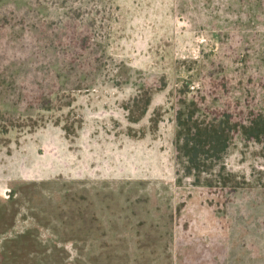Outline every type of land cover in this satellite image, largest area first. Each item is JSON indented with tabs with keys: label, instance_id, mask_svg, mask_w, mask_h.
I'll return each mask as SVG.
<instances>
[{
	"label": "rangeland",
	"instance_id": "1",
	"mask_svg": "<svg viewBox=\"0 0 264 264\" xmlns=\"http://www.w3.org/2000/svg\"><path fill=\"white\" fill-rule=\"evenodd\" d=\"M30 37L0 80V264H264V144L202 173L234 191L174 144L185 98L264 112V0L1 2L0 49Z\"/></svg>",
	"mask_w": 264,
	"mask_h": 264
},
{
	"label": "trees",
	"instance_id": "2",
	"mask_svg": "<svg viewBox=\"0 0 264 264\" xmlns=\"http://www.w3.org/2000/svg\"><path fill=\"white\" fill-rule=\"evenodd\" d=\"M3 1L0 0V3ZM37 49L34 38L31 37L30 40L23 39L14 46L0 49V80L7 68L13 64L30 62L32 67L36 66L40 62ZM44 78L43 74L37 73L33 68L28 70L22 86L26 94L23 99H36L32 107H37V101L43 97L41 96L43 89L38 85L49 84ZM1 83L0 81V85ZM201 98L202 100L199 99L198 102L190 98L191 101L188 103V98H185L176 108L174 144L177 161L188 176L196 179L198 185L212 187L218 181L224 187L230 184L231 191H234L240 186L236 182L237 175L227 172L224 165L212 178H204L203 182L200 181L201 175L212 172L214 166L221 163L230 146L238 138L264 144V112L261 109L252 108L247 111L246 116H240L234 115L230 106L226 109L211 107L207 110L204 98L207 99L208 96Z\"/></svg>",
	"mask_w": 264,
	"mask_h": 264
},
{
	"label": "flooded vegetation",
	"instance_id": "3",
	"mask_svg": "<svg viewBox=\"0 0 264 264\" xmlns=\"http://www.w3.org/2000/svg\"><path fill=\"white\" fill-rule=\"evenodd\" d=\"M27 176V175H26ZM33 176V175H32Z\"/></svg>",
	"mask_w": 264,
	"mask_h": 264
}]
</instances>
